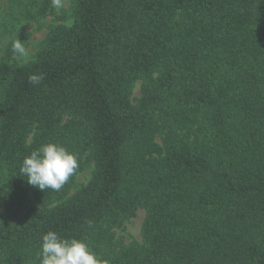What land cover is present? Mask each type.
Here are the masks:
<instances>
[{"label": "trees", "instance_id": "obj_1", "mask_svg": "<svg viewBox=\"0 0 264 264\" xmlns=\"http://www.w3.org/2000/svg\"><path fill=\"white\" fill-rule=\"evenodd\" d=\"M54 20L0 61V264H264V0H71Z\"/></svg>", "mask_w": 264, "mask_h": 264}, {"label": "rangeland", "instance_id": "obj_2", "mask_svg": "<svg viewBox=\"0 0 264 264\" xmlns=\"http://www.w3.org/2000/svg\"><path fill=\"white\" fill-rule=\"evenodd\" d=\"M71 0H0V61L23 64L29 61L43 39L54 17L64 13ZM133 97L139 96V83L133 89ZM93 164L85 162L83 170L74 176L70 194L85 185L90 178ZM2 187L0 185V216L2 214ZM26 206L36 207L34 200H28ZM144 211L138 210L134 218L126 221L115 230V236L125 243L139 242ZM60 264H69L68 253L59 256Z\"/></svg>", "mask_w": 264, "mask_h": 264}]
</instances>
